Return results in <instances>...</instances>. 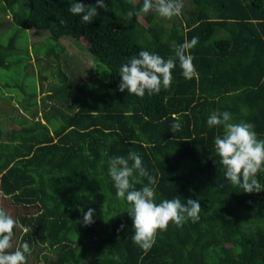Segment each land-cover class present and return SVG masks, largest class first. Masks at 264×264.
I'll use <instances>...</instances> for the list:
<instances>
[{"label":"trees","instance_id":"trees-1","mask_svg":"<svg viewBox=\"0 0 264 264\" xmlns=\"http://www.w3.org/2000/svg\"><path fill=\"white\" fill-rule=\"evenodd\" d=\"M0 1L4 11L21 4L12 15L18 26L47 31L56 44L74 41L110 72L99 87L90 76L79 86L60 72L65 85L47 93L42 122L35 114L33 125L14 126L7 141L0 128V207L18 221L14 247L28 242L32 255L45 246L37 264H85L86 251L92 264H264V191L245 193L226 179L214 147L223 129L207 125L213 111H228L264 139V0H189L179 30L149 12L128 21L143 0H105L107 10L98 8L87 24L69 12L74 0ZM193 37L198 77L186 79L177 61L171 86L160 93L119 90L120 66L132 56L145 50L166 60ZM5 55L0 44V68H7ZM69 86L78 95L73 103L64 100ZM176 122L182 131L173 133ZM130 151L158 177L157 203L179 197L201 204L198 222H169L146 252L131 240L130 205L117 198L108 174L109 159ZM257 179L264 185V171ZM134 182L140 189L147 179L137 174ZM89 208L94 223L84 225Z\"/></svg>","mask_w":264,"mask_h":264},{"label":"clouds","instance_id":"clouds-1","mask_svg":"<svg viewBox=\"0 0 264 264\" xmlns=\"http://www.w3.org/2000/svg\"><path fill=\"white\" fill-rule=\"evenodd\" d=\"M183 0H143L142 7L137 11H129L126 16L131 21L133 16H139L154 11L160 17L171 19L180 16ZM107 10L105 0H96L95 5L85 4L83 0H74L69 5V12L80 16L83 23H91L98 15L97 9ZM199 41L193 37L190 41L175 48V55L164 59L160 55L141 50L120 66L121 82L119 90L138 97L154 95L167 89L172 83V72L179 62L182 75L186 79L198 77L193 63L194 57L189 53ZM232 114L228 111H213L207 125L222 127L223 134L216 135L214 147L216 155L223 165L226 179L238 186L245 193L264 191V185L257 179L259 172L264 171V139H259L253 123L240 121L232 122ZM173 133L182 131L179 122L170 127ZM108 174L116 189V196L126 200L130 205L128 215L132 219L134 234L131 240L145 252L155 244L157 230H166L169 222L177 227L191 220L193 223L200 219L201 204L199 200L188 198L182 202L179 197L164 199L156 202V185L158 177L149 173L143 164L142 157L130 151L127 157L114 156L108 161ZM146 178L147 183L140 189L136 188L135 178ZM95 210L89 208L83 215L84 225L94 223ZM18 221L3 207H0V264H27V256L31 255L28 242L14 247L12 240L14 228ZM124 225H121L123 229Z\"/></svg>","mask_w":264,"mask_h":264},{"label":"rangeland","instance_id":"rangeland-1","mask_svg":"<svg viewBox=\"0 0 264 264\" xmlns=\"http://www.w3.org/2000/svg\"><path fill=\"white\" fill-rule=\"evenodd\" d=\"M130 1L136 2V0ZM188 4L189 0H183L182 12L190 9ZM3 5V2L0 1V18L2 21L0 44L2 51L6 52L7 68H0V120L2 121L0 128L2 130L1 140L7 141V134L14 126L17 129L23 123L33 125L36 121L42 122L41 114L47 106L45 103L47 93H54L55 90L65 85V78L61 73L68 75L69 79L78 83L79 86L82 85V82L87 81V77L90 76L95 80L94 86L99 87L108 81L110 72L105 65L94 61L93 57L83 47L78 48L74 41L68 39L60 41L61 46L64 45L65 47L61 50L60 44L51 41L47 31L27 30L12 22L14 10L20 12L21 4H17L13 9L6 11L3 10ZM149 13L154 17V22L163 23L168 29L176 25L177 30L180 29L178 26L179 16L166 19L154 11ZM139 20L144 26L147 25L144 17L139 18ZM10 45H13V49L9 50ZM72 86H69L68 92L75 85ZM72 91L66 93L68 95L66 99L64 98L65 101L70 103L75 101V96L78 95L74 94H77V91ZM35 114H38L36 121L33 118ZM52 120L53 127L59 125L57 119ZM226 206L240 210L231 202L227 203ZM83 242V240L76 241V244ZM44 249L45 246L35 248L32 255L27 256V264H37L36 260L39 258L37 256ZM85 254L84 263L92 264L93 254L88 251Z\"/></svg>","mask_w":264,"mask_h":264},{"label":"crops","instance_id":"crops-1","mask_svg":"<svg viewBox=\"0 0 264 264\" xmlns=\"http://www.w3.org/2000/svg\"><path fill=\"white\" fill-rule=\"evenodd\" d=\"M43 123H46V122H43ZM48 126H49V125H48ZM49 129H50V130H53V128H52L51 126H49Z\"/></svg>","mask_w":264,"mask_h":264}]
</instances>
